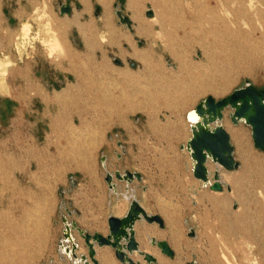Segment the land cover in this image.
I'll list each match as a JSON object with an SVG mask.
<instances>
[{"label":"rangeland","instance_id":"obj_1","mask_svg":"<svg viewBox=\"0 0 264 264\" xmlns=\"http://www.w3.org/2000/svg\"><path fill=\"white\" fill-rule=\"evenodd\" d=\"M206 1L210 11L199 12L200 16L209 18V24L225 23L239 30L252 55L248 69L238 73L225 69L224 64L236 62L234 46L223 51L222 61L207 60L204 47L217 51L207 45L212 34L191 13ZM101 2L70 0L67 14L60 11L65 0H0L1 244L6 251H15L16 261L32 250L31 264H73L81 254L93 264L76 227L106 235L107 215L125 213L135 199L147 214L164 221L163 227L155 221H136L138 247L158 251L152 254V263L136 252L140 264H216L200 231L232 237L233 247L226 254L234 264H264V220L254 218L250 223L249 217L238 215L242 203L251 212L264 207V151L255 148L250 126L233 123L232 110L225 109L221 122L238 166L220 167L221 191L193 176L185 148L191 135L186 113L201 100L209 95L222 99L248 83L264 89V0ZM117 9L131 20L130 26L119 19ZM66 21L70 23L64 25ZM52 39L57 45L51 46ZM190 75L229 85L220 95L189 94L185 89L191 85ZM114 85L144 90L148 99L116 118L99 98L102 90ZM72 128L95 145L84 157L76 154L70 160L65 158L70 153L58 151ZM115 171H137L141 179L127 182L114 176L113 190L105 177ZM160 205L167 206V214ZM64 217L67 223L76 222L71 230L76 258L67 253L71 243L63 234ZM175 235L191 243L182 257L172 239ZM152 236L167 241L174 255L151 244ZM107 247L113 260L124 264Z\"/></svg>","mask_w":264,"mask_h":264},{"label":"water","instance_id":"obj_2","mask_svg":"<svg viewBox=\"0 0 264 264\" xmlns=\"http://www.w3.org/2000/svg\"><path fill=\"white\" fill-rule=\"evenodd\" d=\"M69 1L65 0L60 8L61 13L69 14L71 12L72 7ZM116 14L122 22L130 26L131 20L122 15L120 10L117 9ZM151 14V11L147 12L148 16ZM116 62H119V60H116ZM194 108L197 119L191 122V135L185 144V148L192 158L193 176L201 180L204 185H209L211 190L221 191L223 184H221L219 176L220 167L231 170L238 166L234 157L231 138H229V134L221 122L225 109L230 108L232 110L229 116L233 123L237 124L243 121L250 126L255 148L264 151V89L248 83L234 89L232 93L222 99H216L209 95L196 104ZM181 147H184V145ZM211 161L216 165L212 179L207 168V163ZM114 176L119 181L125 180L127 182H131L135 178L141 179V173L137 171H115L114 175L107 172L105 179L112 189L116 188L113 182ZM107 217L108 231L106 235L99 232L88 233L80 227H76V222H70V225L64 217L65 229L63 234L65 239L71 243L70 246H66L67 253L70 251L72 256L76 258L77 243L71 234V230L76 227L84 238L88 249V258L93 264H101L96 258V246H110L114 249L115 258L124 264H139V262L136 263L130 258V254L134 252L142 254L147 262L152 263L155 260L154 255L143 252L138 247L134 226L136 221L145 219L149 223L155 221L160 227H163L164 221L161 216L147 214L139 201L131 199L127 211L121 217L114 215H108ZM150 242L160 248L163 254L167 256L174 255V251L167 241L157 240L152 236ZM79 257L82 264H90L86 255L81 254ZM73 264H79V261Z\"/></svg>","mask_w":264,"mask_h":264},{"label":"bare ground","instance_id":"obj_3","mask_svg":"<svg viewBox=\"0 0 264 264\" xmlns=\"http://www.w3.org/2000/svg\"><path fill=\"white\" fill-rule=\"evenodd\" d=\"M100 1H102L103 4H106V0H100ZM84 4H86V3H84ZM198 7L199 6H195L194 10H192L191 13H193V16H195V19L198 20V23L200 25L202 24V27H205V28H203V29H205V32H208L207 34H212L211 38L207 41V45L212 47V48H216L217 49L216 52L210 53L209 50L204 47L205 54L208 55L207 60H209L211 62L222 61L223 55H224L223 51H225L226 49H229L231 46L232 47L234 46L235 51L231 52V53L233 54L234 61H236V62H234L233 64L232 63L224 64L225 69L228 70L227 72H229V70H233V71H235L237 73L239 72V69H241V71H244V70L248 69L249 66L251 65V62L249 61V59L252 58V55L248 52L247 45L244 44L243 39H241V35L239 33H237V31H239V30H231V29H229V27L225 23L222 26L209 24V18L205 19L202 15L200 16L199 12L202 13V11H203L205 13L206 11H208V12L210 11V7H209V2L208 1H206L205 4L201 5V7H199V9H198ZM163 10L164 9H162V11ZM151 18L152 19H156L155 17H151ZM162 20H164V19L161 18V22H160L161 23V27L164 24V21H162ZM69 23H70V21L63 22L64 25L65 24H69ZM21 28H22V30H24V32L27 31L28 30L27 23H24L23 27H21ZM207 36H209V35H207ZM55 44L57 45L56 40L53 41V39H52L51 46H53ZM238 46L241 49L240 48L238 49ZM54 49L55 48H53V47L51 48L52 51ZM239 50H240V53H239ZM4 72L5 71H3V73ZM189 74H191V73H189ZM190 76H189V82H190L191 85H190L189 89L188 88H187V90L185 89L186 93H189V94H191V93H193V94L194 93H199L200 94V93H206V92L211 91V92H214L216 95H220V94L224 93V91L227 89V87L229 85L228 81H224V83H222V84H219V85L216 84L215 85L210 80H208L207 82H204L203 79H200V77H198L196 75H193V76L190 75ZM99 96H100L99 98L103 101V103L108 107V110H110L111 114H113V116L118 118L121 115L127 113L128 111H133V109H135L136 105H138V107H139V103L147 101L149 94L146 91H144V90L140 91L137 88H134L132 90H127L124 86H121V85L115 86L114 85L112 87L106 88L105 90H102V92H100ZM196 119H197V115H196V112H195V108L189 109L187 111V113H186V121H187V123L191 125V122H193ZM75 128H72V130L70 129V131L68 132L69 133L68 136H66V140H65L66 145H64L58 151V153H60V154H64L66 152L70 153V154H67V155L65 154L66 156L64 155L66 159L70 158V160L71 159H75L76 158L75 157L76 154L78 156H83L84 157L85 153L88 152V150H90L91 144L95 145V143L93 141H91L92 139L90 140L91 144L90 143L87 144L85 142L86 136L85 137L82 136L85 133L84 134L79 133ZM91 136L92 135H90L88 137H91ZM79 139H80V141H79ZM81 140H83V141L81 142ZM79 143H81L80 146H79ZM64 156H62V158ZM49 161H50V159H49ZM52 167L53 166H51V169H52ZM213 167H216V165H214L213 163H211V164L207 163V168L209 169V171ZM71 168H72V166H71ZM214 169H216V168H214ZM113 190H115V189H113ZM29 194H31V193H29ZM45 196H47V195H45ZM125 196H126V194H125ZM35 198H38V197L35 196ZM30 203H34V202H30ZM242 205H243L242 212L238 213V215H241V216L245 215V216L249 217L250 218V221H249L250 223L254 222V220H253L254 218H256V221H258V220H262L263 221L264 220V207L263 206L258 207V209L255 210V212H251V211H249L247 209V207H249V206L246 207L245 203H242ZM160 207H161V210H162L163 213H165V214L168 213L167 206L163 207V206L160 205ZM39 210H40V208H39ZM27 213H24L25 217L28 215ZM40 213H41V211H40ZM222 214L224 216H228L226 211H224ZM238 215H237V217H238ZM18 217H20V215ZM23 220H24V218H23ZM26 220H28V219H26ZM41 228H42V226H41ZM209 232L210 231H206V232L205 231H200V234H199L200 235L199 237H201V238L203 237V238L206 239V241H207L206 245H209V248H208L209 256L211 258H213V260L215 258V260L217 261L216 264L219 261L218 258H216V256H219L222 260H224V263H226V264H234L233 261L230 260L228 258V255L226 254V252L229 253L228 252L229 248L233 247V244H232L233 238L229 237V236L226 237V235L224 233L222 234V233L213 231V232H210V234H208ZM250 234L249 235H245V236L250 237ZM72 237H73V234H72ZM2 238H3V236L0 234V240ZM172 239H173L174 244L176 246H178V248L180 249V252L178 253V257H182L183 253H184V249L187 247L188 244H191V243L188 242V241H182L181 238L176 236V235L173 236ZM259 244H261V242H259ZM6 250L7 249L0 242V264H31L32 258H33L34 254H35L34 251H32V250L29 251L28 250L27 253L20 258V260L16 261L14 259L15 251H12V249H11V251H6ZM259 250H261V246H259L258 249L256 248V252L259 251ZM148 251H149L148 253H150V254L158 253V251L156 249H153V248L152 249L148 248ZM69 253H71V252H69ZM8 256H10V257H8ZM96 256H97V258H98V260H99V262L101 264H119V263H116L113 260V252L110 250V248H108L106 246L97 248V255ZM7 257H8V259H7ZM130 258L136 263L139 262V260H138L139 256L136 254V252L130 254ZM76 260H77L76 262L79 261L78 259H76ZM139 264H140V262H139ZM218 264H221V263L219 262Z\"/></svg>","mask_w":264,"mask_h":264},{"label":"crops","instance_id":"obj_4","mask_svg":"<svg viewBox=\"0 0 264 264\" xmlns=\"http://www.w3.org/2000/svg\"><path fill=\"white\" fill-rule=\"evenodd\" d=\"M182 146V145H181ZM115 190H116V188H115ZM127 196V195H126ZM124 214V213H123ZM123 214H121V215H118V214H114V213H112V214H109V215H114V216H117V217H121ZM108 216V215H107Z\"/></svg>","mask_w":264,"mask_h":264}]
</instances>
